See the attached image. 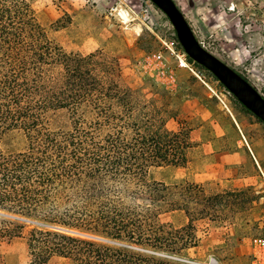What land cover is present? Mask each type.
<instances>
[{
	"label": "trees",
	"instance_id": "16d2710c",
	"mask_svg": "<svg viewBox=\"0 0 264 264\" xmlns=\"http://www.w3.org/2000/svg\"><path fill=\"white\" fill-rule=\"evenodd\" d=\"M114 73L101 53L50 41L31 0H0V238L23 239L29 264H182L194 221L238 194L148 181L149 169L183 168L195 146ZM13 133L22 150L3 148ZM178 211L185 225L160 222Z\"/></svg>",
	"mask_w": 264,
	"mask_h": 264
},
{
	"label": "rangeland",
	"instance_id": "374dc122",
	"mask_svg": "<svg viewBox=\"0 0 264 264\" xmlns=\"http://www.w3.org/2000/svg\"><path fill=\"white\" fill-rule=\"evenodd\" d=\"M173 1L203 48L264 97V0ZM31 6L49 40L61 50L101 53L112 62L122 86L137 90L165 111L169 132L190 131L195 147L187 164L149 169L148 181L194 184L208 196L238 193L213 208L211 216L194 221L198 244L184 251L179 261L264 264V254L253 244V239L264 237V125L207 70L189 61L167 17L149 0H31ZM183 59L188 66H179ZM196 97L205 104L201 111L192 105ZM223 113L252 143L259 166L253 159L245 162L222 153L235 135L226 133ZM59 120L52 129L64 126L63 115ZM198 128L202 134L191 135ZM221 133L223 139L216 146L219 155L214 158L207 143ZM24 144L22 134L13 133L3 148L19 151ZM160 222L181 227L186 218L178 211L161 215ZM29 263L23 239L0 238V264ZM46 264L68 262L52 258Z\"/></svg>",
	"mask_w": 264,
	"mask_h": 264
},
{
	"label": "water",
	"instance_id": "95a60500",
	"mask_svg": "<svg viewBox=\"0 0 264 264\" xmlns=\"http://www.w3.org/2000/svg\"><path fill=\"white\" fill-rule=\"evenodd\" d=\"M168 19L185 55L207 70L247 111L264 125V97L239 73L203 48L173 0H149Z\"/></svg>",
	"mask_w": 264,
	"mask_h": 264
},
{
	"label": "crops",
	"instance_id": "0c3cea01",
	"mask_svg": "<svg viewBox=\"0 0 264 264\" xmlns=\"http://www.w3.org/2000/svg\"><path fill=\"white\" fill-rule=\"evenodd\" d=\"M196 101L193 102L195 104L194 105L196 108H198L199 111H201V108H203V106L205 104L199 103L198 102V97L195 98ZM204 98H200V101L203 100ZM223 120L225 121V128H226V133L229 131H233V138L232 141L228 142V146L229 148L224 149V151L222 153L227 154L229 157L231 158H236L239 159L241 161H251V159L254 160V162L259 166V156H255L254 152H253V146L252 143L249 141V143H247V141L245 140L244 135L241 133L240 129L235 127L234 122L231 120H227V116L225 113H223ZM227 120V121H226ZM202 134L201 132V128H198L196 130L191 131V135L197 137V135ZM224 135V133H221V136L218 134L216 136H213L210 140H208L207 146L209 148V146L212 147V154L213 157L215 158L216 156H218L219 154L217 153L219 151V148H217L216 146L218 145V142H220V140H222V136ZM240 137H243L244 140L242 141ZM241 143V145L239 144ZM201 146H205V144L202 142ZM251 166H253V164H251Z\"/></svg>",
	"mask_w": 264,
	"mask_h": 264
},
{
	"label": "built area",
	"instance_id": "2783aa9c",
	"mask_svg": "<svg viewBox=\"0 0 264 264\" xmlns=\"http://www.w3.org/2000/svg\"><path fill=\"white\" fill-rule=\"evenodd\" d=\"M185 56V55H184ZM185 63V59L179 61V66L180 67H186L188 66L186 63V66H182L181 64ZM253 244L254 247L258 250L259 253L264 254V237H259V238H255L253 239ZM214 263V260L211 259L209 264Z\"/></svg>",
	"mask_w": 264,
	"mask_h": 264
},
{
	"label": "bare ground",
	"instance_id": "6f19581e",
	"mask_svg": "<svg viewBox=\"0 0 264 264\" xmlns=\"http://www.w3.org/2000/svg\"><path fill=\"white\" fill-rule=\"evenodd\" d=\"M183 63V62H182ZM181 65H185V63L181 64Z\"/></svg>",
	"mask_w": 264,
	"mask_h": 264
}]
</instances>
